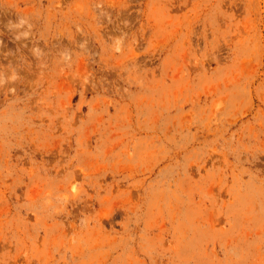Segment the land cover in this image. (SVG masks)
<instances>
[{
  "label": "rangeland",
  "instance_id": "obj_1",
  "mask_svg": "<svg viewBox=\"0 0 264 264\" xmlns=\"http://www.w3.org/2000/svg\"><path fill=\"white\" fill-rule=\"evenodd\" d=\"M0 264H264V0H0Z\"/></svg>",
  "mask_w": 264,
  "mask_h": 264
}]
</instances>
